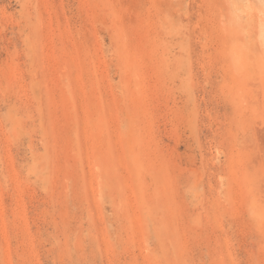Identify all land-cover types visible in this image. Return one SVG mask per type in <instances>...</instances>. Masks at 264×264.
I'll return each instance as SVG.
<instances>
[{"label":"rangeland","instance_id":"374dc122","mask_svg":"<svg viewBox=\"0 0 264 264\" xmlns=\"http://www.w3.org/2000/svg\"><path fill=\"white\" fill-rule=\"evenodd\" d=\"M0 264H264V0H0Z\"/></svg>","mask_w":264,"mask_h":264}]
</instances>
